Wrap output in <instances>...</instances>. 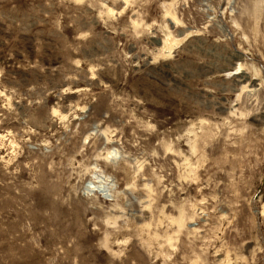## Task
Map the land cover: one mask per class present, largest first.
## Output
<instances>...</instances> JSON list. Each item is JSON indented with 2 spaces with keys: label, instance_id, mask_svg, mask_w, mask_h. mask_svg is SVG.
Here are the masks:
<instances>
[{
  "label": "rangeland",
  "instance_id": "374dc122",
  "mask_svg": "<svg viewBox=\"0 0 264 264\" xmlns=\"http://www.w3.org/2000/svg\"><path fill=\"white\" fill-rule=\"evenodd\" d=\"M0 264H264V0H0Z\"/></svg>",
  "mask_w": 264,
  "mask_h": 264
}]
</instances>
